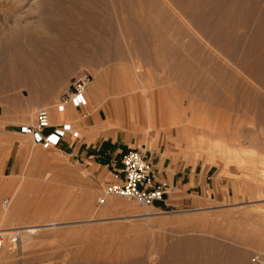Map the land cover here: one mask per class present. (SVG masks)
<instances>
[{"label": "rangeland", "instance_id": "rangeland-1", "mask_svg": "<svg viewBox=\"0 0 264 264\" xmlns=\"http://www.w3.org/2000/svg\"><path fill=\"white\" fill-rule=\"evenodd\" d=\"M75 1L29 0L28 7L0 10V54L1 49L5 48L7 62L15 67L21 64L26 67L27 60L36 59L37 49L41 48L43 52L53 50L54 44L44 43L46 39L62 37L75 38L80 47L98 51L97 44L84 41L88 32L86 23H96V35L104 34L102 37L107 38L108 34L111 38L109 43L103 41V51L109 50L113 54L117 49V54L115 52L113 57L105 55L94 60L84 59L67 74L69 79L80 70L89 71L94 76L92 84L96 85V92H102L99 108L92 94L88 98L87 117L94 118V125L89 128L90 137L103 139V144L110 143L111 139L115 143L124 141L131 148L147 154L157 151L180 156L206 169L210 168L214 181L221 185L220 192L206 207L159 208L143 206L120 197H109L105 204L98 205L97 195L108 181L114 179L104 163L96 161L98 165H90L91 162L78 160L62 146L43 149L33 143L30 135L18 138L16 143L7 140L5 129L27 123L34 119L40 108L49 105L29 110L28 101L35 98V92L30 97L22 83L5 80L0 74V185L4 186L0 196V213L8 210L14 191L22 196L18 213L0 216V230L19 233L18 248L30 264L109 262L129 254L159 253L162 245L191 236L201 238L208 244L216 243L220 250L233 252L234 256L227 264H252V252L264 254V165L260 162L264 158V115L261 116L264 109L262 112L259 108L264 105V90L240 73L239 81L241 78L243 81L247 79L245 83L240 81L242 87L245 88L249 82L248 87L261 96L260 102H253L247 107L251 109L248 112L241 110L245 109L244 106L240 108L241 105L228 108L205 101V104L203 101L200 103L199 99H194L191 107H188L190 92L178 86L189 76L197 74L193 71L199 70L198 66L210 71V78H214L211 72H215L219 65V71H223H216L218 78L215 76V81L229 82L232 79L230 73H236L233 62L218 53L213 43L200 33L196 34L197 31L187 22L176 19L169 6L165 5V0H77L85 4L77 10L71 7V2ZM208 6L197 9L195 15L205 13L207 17L202 25L211 31L210 19L215 12L212 6L210 9ZM163 25L167 26L165 35L159 31ZM30 31L37 33L36 39L28 38L26 33ZM17 33L23 36L20 40H9ZM153 36L167 40L156 48L161 55L160 62L174 68L177 65H192L194 74L183 72L182 76L176 77L158 72L149 77L151 75L146 72L149 67L145 60L153 55L154 50L145 44L139 51L137 43L140 39H152ZM140 60L143 61L141 65ZM102 74L101 87L98 77ZM44 75L38 84L41 90L53 85L54 79L44 78ZM29 80L31 86L33 79ZM151 80L154 82L151 89L165 91L161 97L154 95L150 99L155 113L166 107L169 122L164 125L151 126L144 115L148 105L141 87L144 82L153 83ZM211 93L212 96L216 94L214 91ZM107 98L124 99L121 105L124 116L107 114ZM126 98L133 99L132 104L127 105ZM135 109L140 110L142 115L135 116ZM239 112L243 115L240 120ZM75 113V118L82 114L80 110H75ZM256 116L260 118L259 121ZM53 117L57 118V122L73 121L72 117L57 111L52 112ZM163 127L170 130L175 127L189 129L190 136L183 139L176 134H165L166 141H163L164 134L160 132ZM80 131L82 133L81 128ZM201 137L202 141H198ZM14 144L16 147L18 144L25 146L24 151L15 150V166L3 171V161ZM121 152L117 154V159ZM5 200L9 202L4 205ZM109 203L118 206L111 209ZM145 235L147 238L144 241H138ZM137 248L139 251L136 252ZM241 253L244 254L242 259L239 256ZM154 259L152 264L157 262ZM13 262L12 250L9 247L2 249L0 264Z\"/></svg>", "mask_w": 264, "mask_h": 264}, {"label": "bare ground", "instance_id": "bare-ground-1", "mask_svg": "<svg viewBox=\"0 0 264 264\" xmlns=\"http://www.w3.org/2000/svg\"><path fill=\"white\" fill-rule=\"evenodd\" d=\"M76 1L71 2L72 9L77 10L78 8H82L85 6L84 2H82V1L76 2ZM165 1H167L166 2L167 4H165V5L169 6L171 11L175 14L176 19L183 20V21L187 22L188 26H192L195 29V31H197L196 34L200 33V35L204 36L206 40H208L209 42L214 44L216 50L219 51L218 53H221V55H224L228 60L233 62L232 64L234 65V67L236 69V73L234 75H233V73H230V75H231L230 79L231 78L232 79L229 81V78L227 77L228 78L227 80L229 82H224L225 80H223V81L218 80L219 81L218 82L217 80L215 81V79H214L215 76L217 75L216 71L220 70L219 69L220 66L218 64H217L218 69H216L215 72H211L212 75L214 73V75H215L214 78H213V76H211V78H210L209 73H208L210 71L204 70L201 66H198V65L197 66H198L199 70H196V71L192 70V68H193L192 65H179V66L177 65V66H175L176 68L168 66L167 64L164 65L162 63V61L160 62V56L161 55H159L157 53L156 48L160 44H165L167 42V40L162 39V38L160 40V39L156 38L155 36H153L152 39H149L147 37H146V40L140 39L137 43V46H138L137 49L139 51H141L142 45H145V44L148 46V48L154 50L153 55H150V57L147 60H145L148 67H149V69L146 72H147V74L151 75L149 77H152V75L154 76V73L156 75V73H158V72L164 73V75H165V73H167V75H171V76L174 75L176 77L179 75L182 76L183 72L189 73V74L196 72L197 74L193 75L192 77L188 75L189 77L187 79L183 80L179 84L180 86H178V88H181L183 91L185 90V91L190 92V96H188V105H189L188 107H191V104L194 101V99H197V100L199 99V100H201L200 103L203 101L204 104L206 102V103H210V105L215 104V106L216 105H219L221 107L227 106L228 108L229 107L233 108V107H237V106L241 105V107L239 106L240 108H242V106H244V108H245V109H241V110H243V111L246 110L247 112H248V110H251V109H247V107L253 105V102H255V103H256V101L260 102L259 100H261V96L256 92V90L253 91L248 87V86H250V85H248L249 82L246 84V86H244L245 88H243L240 81H242V83H243L247 79L246 80L244 79V81H243V80H241L242 79L241 78L239 81V78H240L239 74L241 73V74L247 76V78L248 77H249V79L251 78V80H253L255 82L254 84H256V85L258 84L264 90V0H165ZM28 5H29V0H0V10H3V11L11 10L10 8H12V7H15V8L18 7V9L19 8L21 9V8H25L26 6L28 7ZM206 6H208L209 9H210V6H212L211 9L213 8V10L215 12V13L213 12L214 14L212 15V17L210 19V21H212L211 22L212 24L211 23L210 24L212 26L213 31L207 30V28L206 29L203 28V27H205V25L204 26L202 25V21L204 18L207 17V15L205 13L202 14V12H201V15L200 14L195 15V11L197 9H201V7H202V9H204V8H206ZM43 27H45V25ZM86 27L88 29V32L84 38V41L87 43H91L93 45L97 44L99 49L97 51V50H94V48H91L92 50L87 49L86 47L82 48L77 44L78 41L76 39V45H77L76 46V60H77V63L80 61H83L84 59L94 60L96 57L101 58V56H105V55L109 56V57H113L115 52H116L115 54H117V49H116V51L113 50L114 53L112 54V52H110L109 50H108V52L103 51L104 46H103V48L101 46L104 44L103 41L105 43H109V41H111L110 35L107 34V36H109V37L106 36L107 38L102 37L104 34L103 35L100 34L102 36L96 35V33L94 31V29L97 28L96 23L95 24L91 23V21L86 23ZM206 27H208V26H206ZM38 28L44 29L41 27H38ZM166 29H167V26L163 25L159 29V31H160V33L163 32L165 35ZM26 35L30 39H36L37 38L36 37L37 33L35 31H30V32L26 33ZM22 37L23 36L21 33H19V34L17 33V34H14L9 40H11L13 42V41H16L18 39L20 40ZM108 38H110V40ZM1 50H2V53L0 54V74L5 78V80L10 79L11 81H16V82H20V83L25 82L26 83L27 78L22 77L21 65H20V67H15V66H13V64H10L9 62H7L6 61L5 48H2ZM119 52L121 53V51H119ZM2 54L4 56L1 57ZM142 62L143 61L140 60V65L142 64ZM187 62H188V60H187ZM185 64H187V63H185ZM221 71H223V70H221ZM221 71H219V72H221ZM234 72H235V70H234ZM221 75H223V73L220 74V76ZM241 77H243V76H241ZM102 78H103V74L98 77V83L101 87L103 84ZM221 78H223V77H221ZM180 79H182V78H180ZM145 81H146V79H145ZM151 81L153 82V80H151ZM250 84H252V82ZM153 86H154V82L153 83L144 82L142 84L141 88L144 92L142 95H143V98L147 101V105H148L145 114L144 113L143 114L148 119L149 123H151V126L153 124L164 125V123L169 122L168 116L166 115V111H165L166 107L163 106L164 107L163 109H161L158 113L157 112L155 113V111L153 109L152 102L150 99L154 95H158L161 97L162 94L165 93V91L161 90V89H159L158 91L153 90V89H151ZM95 87H96V85L92 84L88 89H94L95 90L97 88V87L96 88ZM253 89H254V87H253ZM211 91L216 92V94H214L212 96ZM97 93L102 95L101 91L100 92L97 91ZM86 96H87V93H86ZM110 99L113 102L117 101L116 98H110ZM193 105L195 106V104H193ZM210 105H208V106H210ZM259 105H260V103H259ZM202 107H203V105H202ZM262 107H264V105ZM262 107H259V108H261L260 109L261 111L264 109ZM205 108L207 109V107H205ZM202 109H204V107ZM236 109H238V108H236ZM115 110L118 113L119 108L117 105L115 107ZM198 110H199V108H198ZM230 110H233V109H230ZM260 110L256 111V109H255L256 112H258ZM138 111L140 113V110H138ZM209 111L210 110H208V112ZM239 111H240V109H239ZM261 111H260V113H261ZM200 113H202V111ZM241 113H243V112H241ZM140 114L142 115V113H140ZM205 114L203 113V115H205ZM212 114H213V112H212ZM239 114H240V112H239ZM117 115H119V114H117ZM214 115L215 114H213V117H214ZM236 115H238V114H236ZM263 115H264V113L261 116H263ZM195 116H198V115H195ZM241 116H243V115L240 114L239 120H240V118H242ZM190 117L192 118V115ZM202 117H204V116H202ZM206 117H208V116L206 115ZM263 118H264V116H263ZM256 119L258 120L260 118L257 117ZM251 120H252L251 122L253 123V119H251ZM234 121H235V119H234ZM150 128H148V129H150ZM260 129H261V127H260ZM262 132H264L263 129H262ZM3 190H4V186L0 185V196L3 192ZM18 193L19 192H17V191H14L12 193V196H11L12 199H11L9 204L7 203L9 201L5 200L6 201L5 204H8V210H5V212L3 211L2 213H0V216L1 215L6 216L7 214L10 215L12 213H18L21 210L22 196L19 195L20 193L19 194ZM124 204H126V203H124ZM108 206L111 207V209H112L113 207H116L118 205L113 204V203H109ZM4 230H6V229H4ZM145 236L143 238H139L140 240L138 239V241H141V240L144 241L145 238H147V236L146 237ZM139 243H141V242H139ZM139 243H136V244H139ZM152 245H153V242H152ZM155 245L158 246V244H155ZM160 245H162V244H160ZM137 247L139 248L138 245H137ZM158 247H156V248H158ZM143 248H144V245H143ZM159 250H160L159 253L149 251L146 255L129 254L126 256H119L116 259H114L113 261H109V262L103 261L102 263L94 262V263H90V264H152L151 261L153 258L157 259L156 264H227V263H229V259H231L234 256L233 252H231L229 249L228 250H220L219 246L216 245V243L208 244V243L204 242L203 239L198 238V237H193V236L178 238V239L170 242L167 245H162L161 247H159ZM137 251H139V249L136 250V252ZM129 253H131V252H129ZM242 254L243 253H241L239 255L241 257V259L244 257V254L243 255Z\"/></svg>", "mask_w": 264, "mask_h": 264}, {"label": "crops", "instance_id": "crops-1", "mask_svg": "<svg viewBox=\"0 0 264 264\" xmlns=\"http://www.w3.org/2000/svg\"><path fill=\"white\" fill-rule=\"evenodd\" d=\"M70 18V17H66ZM44 43L54 44L53 50L48 52H43L41 48L37 49L36 59H29L25 63L26 67L21 64L22 68V77L27 78V82H22V86L30 94V97L33 96L34 92L36 94L35 98L28 101L29 110L33 107L41 105H49L51 114L55 111L52 107L56 98L66 89L65 85L68 79V73L73 71L75 65L77 64L76 60V41L75 38H59V39H46ZM64 51V52H63ZM29 68V69H28ZM27 72V73H26ZM47 72V73H46ZM44 78H53L52 86L49 88H43L42 90L38 88V84L42 81V75ZM68 74V75H67ZM31 86H30V80ZM71 78V77H70ZM68 79V81L70 80ZM38 83H37V82ZM65 87V88H64ZM32 89V90H31ZM33 91V92H32ZM24 95V91H22ZM93 95L96 98L98 108L101 106V94L97 93L94 89L87 90V98ZM108 101L105 103L107 107V114L111 116H124L125 113L122 112V101L118 100L113 102L110 98H107ZM133 99L126 98L125 101L127 105L132 104ZM103 105V104H102ZM116 105L119 108L118 113L115 110ZM75 110L72 107H68L66 111L62 112L67 117L73 118V125L76 129L79 130V136L77 138L69 137L63 141L59 146L66 151H69V154L75 156L78 160H84L90 165H98L96 161L104 163L109 169L111 175L114 177L115 170L120 167V160L122 154L131 146L126 142L110 140V143L103 144V139L100 138H91L90 137V127L94 125V118L83 116L75 118ZM135 116H139L140 113L138 109H135ZM60 113V112H58ZM139 113V114H138ZM34 119L28 120L27 125L33 124ZM54 121V122H52ZM53 124H58L57 118H51ZM24 124H19L13 128L11 125L8 129H5L7 140H10L13 143L18 142V138L23 139L26 134H23L19 131L20 126ZM82 129V133L80 128ZM164 128V127H163ZM163 135V141H166L165 134H176L181 138L189 137L190 133L187 129H182L175 127V129L164 128L161 129ZM194 140V139H193ZM202 141V137L200 140ZM14 144L11 147L10 153L6 156L3 161V171L6 168L14 167L13 158L17 157L15 150L18 152H23L25 146L20 144L17 147ZM17 148V149H16ZM122 149H124L122 151ZM122 151V152H121ZM121 152L120 156L117 159V154ZM146 157L153 164L154 171V180L156 183H166L168 187L167 193L164 195V200L156 202L154 207H163V208H178V207H206L208 202L217 197L220 192L221 185L219 182L214 181L213 174H211V169L204 168L198 163L189 161L180 156L166 155L163 153H158L153 151L150 154H147L145 151H142ZM15 153V154H14ZM263 161H260L264 165Z\"/></svg>", "mask_w": 264, "mask_h": 264}, {"label": "built area", "instance_id": "built-area-1", "mask_svg": "<svg viewBox=\"0 0 264 264\" xmlns=\"http://www.w3.org/2000/svg\"><path fill=\"white\" fill-rule=\"evenodd\" d=\"M93 80L94 76L89 71H78L70 78L66 89L56 98L51 108L62 113L72 107L87 116L89 99L86 93ZM19 131L30 135L33 143L43 149L58 147L67 138L79 136V130L74 127L72 121L53 124L50 107L40 108L35 114L34 123L21 125ZM167 191L166 183L155 182L153 164L146 155L139 149L128 148L121 156L120 167L115 170L114 179L105 184L96 197V203L103 205L109 197H120L143 206H153L156 202L164 200ZM19 241V233L0 230V250L7 247L12 250L13 264H30L18 248ZM250 261L252 264H264V254L254 251Z\"/></svg>", "mask_w": 264, "mask_h": 264}]
</instances>
